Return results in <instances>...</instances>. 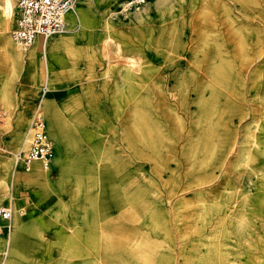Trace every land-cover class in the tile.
Instances as JSON below:
<instances>
[{
  "label": "rangeland",
  "instance_id": "374dc122",
  "mask_svg": "<svg viewBox=\"0 0 264 264\" xmlns=\"http://www.w3.org/2000/svg\"><path fill=\"white\" fill-rule=\"evenodd\" d=\"M83 1L91 9L95 51L89 60L83 51L74 54L72 63L66 54L60 63L54 53L49 59L52 90H45L47 73L40 50L32 77L25 67L14 77L10 66L0 59L1 120H7L9 112L13 121L23 113L28 128L39 108L54 154L43 98L56 103L65 122H70L73 113L79 122L85 119L88 124L74 123L73 134L71 127L62 130L77 142L66 152L62 184L33 191L24 184L15 187L3 175L5 155H9L15 173L26 172L16 162L22 149H16L17 155L4 151L16 126L5 129V124L0 125V146L4 147H0V204L12 203L17 211L22 209L26 222L22 241L17 251L8 255V262L264 264V0H170L167 6H174L171 13L161 18L152 13L148 24L137 22L135 26L127 22L117 0L114 7L119 11L109 20L123 31V37H113L119 49L109 43L103 50L106 56L102 55L104 33L99 27L104 3ZM206 11L212 22L206 28L212 42L209 53L217 73L198 78L203 83L201 99L211 103V117L222 124L224 133L215 143V139L205 138L206 132L199 135L198 130L207 127L206 112L192 102L196 97L193 92L191 102L180 108L177 84V72H185L193 26H199ZM13 12L9 33L15 0ZM76 21L67 22L65 32L48 39L74 37L79 45L85 44ZM12 41L24 52L31 47ZM183 41L189 45L181 52ZM129 56L142 57L146 68L140 80L146 90L137 85L133 99L145 112L147 123L161 129L163 141L122 140L119 120L129 116L127 107L133 99L127 103V89L116 88V71ZM108 66L110 76L105 74ZM76 102V108L68 107ZM190 112L200 122L191 134L193 140L185 144ZM176 117L184 126L177 125ZM84 132L91 134L89 142L80 138ZM223 134L225 138H221ZM224 143L227 145L221 147ZM247 164L257 169L254 176L247 171ZM48 169L49 178L56 179L58 169L51 161ZM242 213L246 219L238 221ZM78 251L85 252L84 257L77 258Z\"/></svg>",
  "mask_w": 264,
  "mask_h": 264
},
{
  "label": "bare ground",
  "instance_id": "6f19581e",
  "mask_svg": "<svg viewBox=\"0 0 264 264\" xmlns=\"http://www.w3.org/2000/svg\"><path fill=\"white\" fill-rule=\"evenodd\" d=\"M78 1L79 3L77 5L74 3V6L76 5V7L73 6V8L67 12V16H68V22H71V24H73L75 20H77L76 22H78L77 27L79 30V34L81 38H85L84 40L85 44L79 45V43H77L76 38L74 37L67 39L64 37L55 36L53 39L49 40L48 37L41 36L42 40H39V37L36 36L34 40L32 41L30 45L31 47L29 48V50L24 52L23 49H20L12 41L10 33L7 31L9 19L13 17V14H14L13 12L14 0H0V59L4 62V64L10 66V71L14 77H17L19 75V72L21 71L23 67H25V69L27 70L28 76L32 77L34 70H35V66L37 64V59H38L37 54H38V51L40 50L41 58L43 60L46 73H47L46 74L47 76L45 78V90L46 91L52 90L53 84L49 77V69H50L49 59L51 58V56H53L54 53L60 63H62L63 58H65L64 56L65 54L69 58L68 61L72 63L74 60L71 58V56H73L74 54L75 55H79L80 53L82 54V51L84 52L83 57L86 60H89L91 54H93L95 51L94 50L95 44L93 41L94 40L93 37L95 35V30H94L95 26L92 22L93 19L91 15V9L88 6V4L87 3L86 5L85 3L83 4L84 2L83 0H78ZM100 1L104 3L102 11H101V14L104 17L103 19H100L101 24L99 25L101 31L104 33V37L102 39L103 46L101 49H102V55L106 56L107 54L103 50L107 47L109 43L111 45H114L116 50L119 49L120 44L118 43L117 40L123 37V31L119 29H115L109 20V18L112 17L113 14H117L119 11L118 8L114 7V2L117 0H100ZM167 1H170V0H118V2L120 3L119 4L120 9L124 11V14H125L124 17L127 18V22L132 24L133 26H135L137 22L146 23L147 21L146 24H148L151 18L153 17L152 13H154L160 18L163 17L167 13H171V11H173L172 9H174L173 8L174 6L173 7L171 5H170L171 7L167 6ZM129 8H132V11H130V13H128ZM207 11L201 14V18L199 19L200 27L196 26L197 28H194L195 26H193V29H192L193 33L189 40L190 41L189 43H191V45H189L187 41L182 42L181 52L187 48L186 45H189L188 46L189 56L185 57L186 59L184 60L185 72L183 71L177 72V84L179 86L177 87H178V93H180L181 95V100L179 102L180 108L181 107L184 108L189 102L188 100H190L191 102L190 94L192 92L196 95L195 99L192 102L196 105L199 111L203 109V111L206 112V123H207V127L205 129L201 127L202 130H198V132H200L199 135L206 132L205 138L207 137V138L215 139L213 140L214 142L216 141L217 138H220V134L224 132H223L222 124L220 123V121H217L216 119L213 120V118L211 117L213 113L212 111L213 106L211 105V103H207L206 101L201 99L202 97L201 90L203 87V83L198 78L199 75L210 74L212 73V71H215V73H217V70L215 69V63L212 62V57L209 53V50H211L212 42H211V34L208 30H206V28L209 22L210 23L212 22L209 21L208 13L210 12L207 13ZM198 17L199 16H197L196 18ZM110 29L113 30L114 32L113 34L110 31ZM161 33L162 32L160 31V35ZM160 35H159V38H160ZM114 36L116 37L117 40L116 39L114 40L113 38ZM145 70L146 68L143 66L142 57L138 56L137 59H134L131 56H129L126 58L122 66H120L119 70L116 71L118 72V80H119L118 84L117 82L115 84L116 88L120 89V87H125V89H127V92H128L127 97H129L126 100L127 103L129 102V100H132L133 97L135 96L136 91L138 90L137 85H139V88H142V89L144 88L146 90L147 85L145 84L143 85L142 84L143 82L140 83V80L142 79L143 75L146 74ZM110 72H111V67L108 66V68L105 70V74L109 75ZM157 82L159 83V81ZM41 101H42V104H44V107L49 114V124L51 128V136L55 143V146H54L55 154L53 153L54 155L51 157L50 161H51V165L55 166L58 169V174H57L56 179L51 180L49 178L48 166L44 167L43 163L39 161H33L30 164L29 168L24 171L26 172L24 174L15 173V169H12L9 155H5L4 159L1 162L2 173L7 178L9 183L11 182V184L14 185L15 187H18L19 185L24 184L25 186H29V188H31L32 191L35 187L52 186V185L60 186L62 184L64 180V176H65V169H66V160H65L66 152L69 151L71 147H74L77 144V142L74 140L73 135H70L69 132L66 133L62 130L67 126L71 127V130H72L71 134H73V130L75 129L74 123L79 122V117H77V115L72 113L71 115L72 118L70 119V122H65L64 118L62 117L61 111H59V108L54 101L50 99L46 100L45 98H43V100ZM141 102L143 104L146 103V101L144 100H142ZM156 102H158V100ZM162 103L166 104L165 101L164 102L162 101ZM136 104H137L136 98L133 99L131 102H129L128 107H127L128 108L127 115L129 116H126L122 120V122L121 120H119V124L122 130V140L127 141V142L129 141L130 142H139V141H144V142L153 141L154 142L158 140L163 141L164 138H163L161 129L148 124L146 120L147 118H146L145 112L139 107H137ZM174 104L176 103L174 102ZM77 105H78V102L68 107L73 109V108H76ZM170 112H169V115H170ZM10 113L11 112H9L8 118L6 117L7 120H4V119L1 120L0 125L5 124L4 128L6 129L9 127H12L14 124L16 126V130L13 133H11V135L9 136L10 137L8 141L9 147H5L4 151L8 153H12V154L15 153L17 155L16 153L17 148H20L22 149L20 151L25 152L27 148L29 147L30 141H31V132L29 130V126L27 128V119H25V116L23 113L18 115L14 121L12 120L13 117ZM176 118L179 119V121L177 120V125L180 127L184 126V123L181 121V119L179 117H176ZM84 120L85 119L80 120L79 123L82 124V121ZM199 122H200V119L198 118V116L194 115L193 112H190L189 118L186 122V127H187L186 137L188 135L189 138L188 137L186 138L187 140L184 141L185 144L186 143L189 144L193 140L194 136L191 134L192 132L195 131V129H197L196 125H198ZM84 125H88V124L85 122ZM114 132L115 131L113 129L112 133L114 134ZM179 135H177V137ZM90 136L91 134L89 133L87 134L86 132H84V136L80 138H83V140L89 142L91 140ZM221 138H225L224 134L222 135ZM208 144H210V149H211L212 147L211 143H208ZM226 145L227 143H224V145H222L221 147H225ZM0 147L1 149L4 148L2 146ZM228 147H229L228 150L230 152L232 150V146L229 145ZM223 153L224 152H222V154ZM256 170L257 169L253 168L252 166H249V165L247 166V171L253 174V176L256 174ZM253 176L250 177V182L252 181ZM2 194L5 197H8L7 194H4V193ZM9 198L11 199L12 197L9 195ZM8 206L12 210L11 229L9 231V235H4V234L0 235V249H3L2 250L3 253L1 254L2 258L0 260L1 261L0 264H10L8 261H9V258H11V256H9V258L7 257L8 255H12L15 251H17V244L19 243V241H22L21 234L26 226L25 217L22 214L23 210L20 209L17 211L15 208L12 207V203ZM245 219L246 217L244 213H242L239 216L238 221H243Z\"/></svg>",
  "mask_w": 264,
  "mask_h": 264
},
{
  "label": "built area",
  "instance_id": "2783aa9c",
  "mask_svg": "<svg viewBox=\"0 0 264 264\" xmlns=\"http://www.w3.org/2000/svg\"><path fill=\"white\" fill-rule=\"evenodd\" d=\"M75 0H15L14 22L10 29L11 38L21 46L28 47L36 36L50 37L67 30V12ZM0 110V121L2 118ZM29 130L30 145L17 157L18 166L27 170L33 161L48 166L53 155L45 120L39 108L34 111ZM12 210L0 204V235L8 234L11 229Z\"/></svg>",
  "mask_w": 264,
  "mask_h": 264
},
{
  "label": "crops",
  "instance_id": "0c3cea01",
  "mask_svg": "<svg viewBox=\"0 0 264 264\" xmlns=\"http://www.w3.org/2000/svg\"><path fill=\"white\" fill-rule=\"evenodd\" d=\"M38 37H39V40H42V37L40 35ZM4 205H7V204H4ZM4 235H9V233L8 234H4ZM84 254H85V252L82 253L81 251H78L77 258L84 257Z\"/></svg>",
  "mask_w": 264,
  "mask_h": 264
}]
</instances>
